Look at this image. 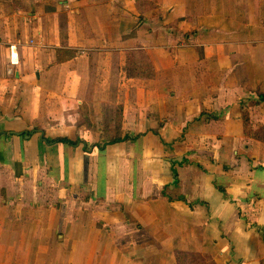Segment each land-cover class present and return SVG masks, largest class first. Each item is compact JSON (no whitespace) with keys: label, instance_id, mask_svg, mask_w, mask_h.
Listing matches in <instances>:
<instances>
[{"label":"crops","instance_id":"1","mask_svg":"<svg viewBox=\"0 0 264 264\" xmlns=\"http://www.w3.org/2000/svg\"><path fill=\"white\" fill-rule=\"evenodd\" d=\"M127 51L155 77L124 93ZM244 111L264 126V0H0V264H264ZM36 129L78 144L5 135Z\"/></svg>","mask_w":264,"mask_h":264},{"label":"trees","instance_id":"2","mask_svg":"<svg viewBox=\"0 0 264 264\" xmlns=\"http://www.w3.org/2000/svg\"><path fill=\"white\" fill-rule=\"evenodd\" d=\"M75 55V52H72ZM155 77V71L151 65L149 58L143 51H127L122 54L120 62V79H119V91L127 93L129 90V82L135 80H152ZM123 109L124 104L120 101L115 111V116L113 118V124L110 127V134L108 135V140L104 145H120L124 142L126 138L130 135L122 131V119H123ZM242 123L244 135L247 138L264 143V126L254 128V126L249 122V114L247 111L242 112ZM34 134L39 135V140L46 147L50 149L57 144L68 145L75 148L78 144L76 141H69L67 139H48L45 137L44 133L39 130L30 131L27 134H17V133H6L8 137L12 136H31ZM137 138L133 137L132 142ZM103 145V146H104Z\"/></svg>","mask_w":264,"mask_h":264},{"label":"built area","instance_id":"3","mask_svg":"<svg viewBox=\"0 0 264 264\" xmlns=\"http://www.w3.org/2000/svg\"><path fill=\"white\" fill-rule=\"evenodd\" d=\"M30 44H32V41H29V40H26V39H24L23 41H21L20 39L19 40H17L16 41V45L18 46V45H30Z\"/></svg>","mask_w":264,"mask_h":264},{"label":"rangeland","instance_id":"4","mask_svg":"<svg viewBox=\"0 0 264 264\" xmlns=\"http://www.w3.org/2000/svg\"><path fill=\"white\" fill-rule=\"evenodd\" d=\"M45 137H46V136H45ZM46 138H47V137H46ZM124 141H126V139H125ZM57 145H59V144H57ZM55 146H56V145H55ZM67 146H68V145H67ZM48 169H49V168H48ZM50 171H51V169H50ZM57 205H58V206H60V205H61V203H60V202H58V203H57Z\"/></svg>","mask_w":264,"mask_h":264}]
</instances>
